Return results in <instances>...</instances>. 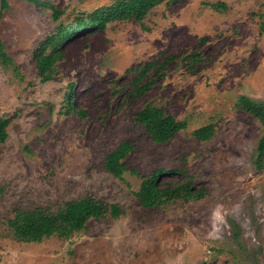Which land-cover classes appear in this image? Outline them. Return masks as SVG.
<instances>
[{"label":"rangeland","instance_id":"374dc122","mask_svg":"<svg viewBox=\"0 0 264 264\" xmlns=\"http://www.w3.org/2000/svg\"><path fill=\"white\" fill-rule=\"evenodd\" d=\"M8 1L0 36L20 72L0 60V113L12 117L0 142V264H264L263 126L235 105L240 94L264 101V0H164L142 20L81 30L63 43L46 81L35 51L57 25L52 9ZM50 1L70 22L115 0ZM193 52L196 61L183 60ZM177 54L165 76L131 94V67ZM145 100L187 126L155 142L135 119ZM208 123L214 135L197 138ZM124 140L134 149L121 178L104 161ZM159 167L186 169L208 194L145 207L136 191ZM183 178L177 171L160 179ZM86 195L117 202L122 213L39 242L16 238L8 224L17 209H57Z\"/></svg>","mask_w":264,"mask_h":264},{"label":"trees","instance_id":"16d2710c","mask_svg":"<svg viewBox=\"0 0 264 264\" xmlns=\"http://www.w3.org/2000/svg\"><path fill=\"white\" fill-rule=\"evenodd\" d=\"M39 7H49L57 25L50 35L35 51L36 66L40 71L42 80L53 77L55 64L61 57V46L76 33L87 28L105 27L109 21L115 19L142 20L147 13L164 0H115L109 5L95 9L87 16H75L70 22L61 19L64 11L58 9L50 0H29ZM222 4V3H221ZM217 6V3H214ZM9 7L8 0H1L0 17ZM200 53L193 52L182 56L183 60L196 61ZM179 55H171L165 59H152L131 67L133 73L131 80V94L142 96L158 78L165 76L166 66ZM0 60L5 66H13L17 73L19 65L7 51L5 43L0 36ZM74 83H70L66 92L67 111L73 109L72 91ZM235 105L253 116L257 117L263 126V135L259 141L257 162L262 167L264 159V101L255 99L248 94H240ZM81 112V111H80ZM83 112V111H82ZM135 119L145 126L151 138L158 143H165L173 138L178 131L187 126L185 120L178 119L174 114L152 100H145L144 105L136 112ZM12 117L0 113V142L8 138V126ZM215 133L213 123L202 125L194 130V135L202 140L211 138ZM134 149V143L130 140L122 141L116 148L106 154L104 166L117 177H123L128 171L126 156ZM183 173V180L175 184L163 185L161 176L166 172ZM137 173V170H133ZM208 188L200 186L194 174L183 168L159 167L142 177L139 189L136 191L140 202L145 207H158L174 201H190L202 199L208 194ZM119 216L122 213L119 203L108 204L104 200L86 195L80 198L67 200L57 209H48L37 206L31 209H17L9 218L8 224L16 238L23 241H42L52 236L69 238L76 232L86 228L91 218H100L107 213ZM201 264H207L203 261Z\"/></svg>","mask_w":264,"mask_h":264}]
</instances>
